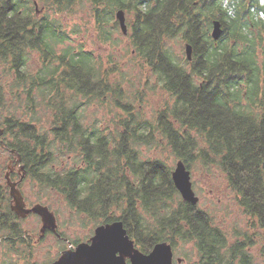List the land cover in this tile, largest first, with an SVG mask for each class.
I'll return each mask as SVG.
<instances>
[{"label": "trees", "instance_id": "1", "mask_svg": "<svg viewBox=\"0 0 264 264\" xmlns=\"http://www.w3.org/2000/svg\"><path fill=\"white\" fill-rule=\"evenodd\" d=\"M89 1L107 39L113 10L133 16L131 46L173 103L147 119L121 84L111 83L113 70H103L92 51L71 44L60 15H74L80 0H0V147L16 151L24 167L21 181L18 170L10 178L30 180L44 196L59 194L96 227L123 221L144 253L162 242L175 249L183 240L195 244L201 264H257L249 249L260 243L264 262L260 36L251 38L249 21L218 0ZM34 3L52 15L38 16ZM214 19L227 30L218 45L210 36ZM177 38L193 46L192 61H181L168 47ZM35 54L39 65L32 68ZM92 104L118 109L113 129L87 123ZM161 144L188 169L198 162L227 175L249 224L234 243L207 211L184 201L172 167L142 159L143 146ZM70 157L75 165L59 170ZM12 201L9 187L0 184V264H36Z\"/></svg>", "mask_w": 264, "mask_h": 264}, {"label": "rangeland", "instance_id": "2", "mask_svg": "<svg viewBox=\"0 0 264 264\" xmlns=\"http://www.w3.org/2000/svg\"><path fill=\"white\" fill-rule=\"evenodd\" d=\"M80 1L81 3L76 6L74 15H60L65 29L71 35V44L74 47L83 46L84 49L92 51L99 62L98 65L103 70H113L111 72L113 74L111 83H120V87L127 93L129 100L135 104L136 108L142 110L147 119L155 120L158 112L165 109L173 101L170 95L160 87L157 77L148 69L147 64L136 56L131 46L129 31L128 35H125L120 28V24L115 25V22H118L116 13L120 9L113 10L111 14V22L106 26L108 30L110 29L108 35L110 39H107L105 36H101L91 12L90 1ZM224 7L227 8L225 3ZM35 9L40 17L47 14L52 15V11L48 10L47 6L42 3L36 5ZM125 14L129 28L133 16L126 11ZM186 45L187 43L182 42L179 38L168 42V47L172 48L175 56L183 62L187 59ZM30 65L32 68L38 67L37 54L34 55ZM1 73L2 69L0 67V77L2 78ZM2 81L5 82L4 79ZM7 99H11L10 95H7ZM43 113L44 110H41V114ZM117 114L118 109H109L99 104H92L86 112V121L89 124L103 128V130L113 129ZM19 115L23 116L24 114L19 112ZM4 148L0 147V184L9 187L7 173L9 172L11 175V173L18 170L19 177L17 180L21 181L24 172L20 170L19 164L16 163V156L10 150L6 151ZM141 151L143 160L162 159L173 170L179 161L166 148L165 144H161V147L156 148L145 145ZM74 165L75 161L70 157L63 161L58 168L63 170ZM189 170L191 171L193 189L199 198L198 206L211 215L215 225L226 234L230 243H234L240 232L248 230L249 224H247V215L244 214L235 192L229 185L227 175L218 166L205 168L198 162L191 165ZM17 180L13 181L11 179L10 181L17 183L16 188L20 191L28 208L37 204L47 206L57 219V233L50 229H46L43 233V222L40 215L29 214L23 218L22 227L27 232L26 238H30L34 246L33 252L36 264H50L57 260L64 250L74 249L77 246L76 243L88 242L94 235L95 224H89L84 216L74 212L62 196L55 192L44 196L30 180L23 179L21 184ZM58 234L60 236L63 234V240H60ZM260 249L261 244L257 243L249 251L254 256L257 264H264L262 257L259 255ZM174 251L176 255L175 264H198L199 262V254L193 242L186 243L179 240ZM10 256L11 253H8L7 257L18 259L16 256ZM177 258H181L182 261L178 263Z\"/></svg>", "mask_w": 264, "mask_h": 264}, {"label": "water", "instance_id": "3", "mask_svg": "<svg viewBox=\"0 0 264 264\" xmlns=\"http://www.w3.org/2000/svg\"><path fill=\"white\" fill-rule=\"evenodd\" d=\"M38 5V4H36ZM125 11L120 9L116 13L117 21L125 35H128V25L126 22ZM223 33L222 23L219 20L213 22L212 38L219 40ZM187 59H193V46L186 45ZM2 132L0 131V135ZM4 145V143L2 142ZM18 158L16 163L19 164L20 170L24 167L20 165L21 158L16 151L12 152ZM10 187V196L14 204L12 210L19 218H24L29 214H38L42 218L44 233L46 229L57 233V219L55 214L47 206L37 204L28 208L20 191L16 188L17 183L11 182L9 172L6 175ZM172 178L176 188L179 190L184 201L192 205H199V198L193 189L191 181V171L186 164L180 160L177 162L175 169L172 171ZM58 236H60L58 234ZM173 264L174 252L173 247L168 242L158 243L149 253L140 251L135 241L128 235L123 221H115L110 224L99 225L95 228L94 235L89 242L79 243L74 249H67L62 252L61 256L50 264Z\"/></svg>", "mask_w": 264, "mask_h": 264}, {"label": "flooded vegetation", "instance_id": "4", "mask_svg": "<svg viewBox=\"0 0 264 264\" xmlns=\"http://www.w3.org/2000/svg\"><path fill=\"white\" fill-rule=\"evenodd\" d=\"M218 1L221 2V4H223V6L225 3V6L227 8H230L235 16H239L242 19L244 17V20L246 19L249 21L248 29H249V32L251 33V38H254V36L255 37L260 36V38L257 39L256 43L258 44V46H257L258 50H260V52H264V0H218ZM210 2H211V0H193V3L195 5L208 4ZM34 4L36 7L37 3H34ZM36 14L38 15L37 12H36ZM38 16H40V15H38ZM215 20L216 19H214L213 22ZM213 22H212V27H213ZM212 27H211V31H212ZM222 28H223L222 37L219 40H214L212 38L215 41L216 45H218L219 42L226 36L227 30H226L223 23H222ZM211 31H210V36L212 37ZM232 42L234 43V41H232ZM245 42L246 41H244L242 43H245ZM186 43L190 44L189 42H186ZM247 44H248V42L245 45H247ZM262 58H264V57H262ZM88 242H89V240H88ZM135 245H136V243H135ZM174 250L175 249H173V252H174V263L173 264H175V256H176ZM176 261L178 263H180L182 260H181V258H177ZM127 263L130 264L131 261L128 259ZM198 264H201L200 259H199Z\"/></svg>", "mask_w": 264, "mask_h": 264}]
</instances>
